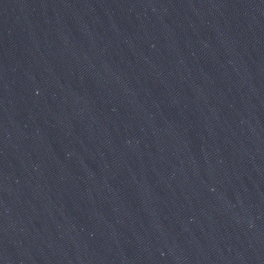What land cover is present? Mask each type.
<instances>
[{"label":"water","instance_id":"1","mask_svg":"<svg viewBox=\"0 0 264 264\" xmlns=\"http://www.w3.org/2000/svg\"><path fill=\"white\" fill-rule=\"evenodd\" d=\"M0 264H264V0H0Z\"/></svg>","mask_w":264,"mask_h":264}]
</instances>
